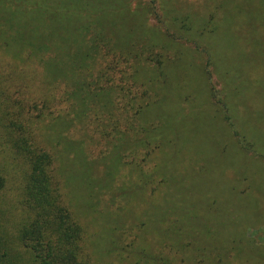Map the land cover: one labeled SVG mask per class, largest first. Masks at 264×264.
<instances>
[{
  "label": "trees",
  "instance_id": "16d2710c",
  "mask_svg": "<svg viewBox=\"0 0 264 264\" xmlns=\"http://www.w3.org/2000/svg\"><path fill=\"white\" fill-rule=\"evenodd\" d=\"M132 1L0 0V264H180L186 244L202 245L209 257L228 233L262 218L238 216L219 240L198 243L195 223L182 221L180 196L200 178L201 205L206 196L212 202L202 188L208 171L201 157L180 167L178 161L191 152L194 145L186 144L196 139V126L226 123L218 154H229L230 144L239 152L236 183L230 159L217 170L232 191L250 188L264 140L241 109L253 102V85L264 96V53L254 60L250 54L264 44V20L250 25L243 14L228 53L217 47L221 12L238 4L210 0L215 13L206 20L177 12L173 27L161 31L148 25L159 0ZM237 50L246 60L248 53L247 74L229 62ZM242 77L252 81L249 89ZM245 165L251 173L241 171ZM14 179L16 196L7 200ZM163 188H174L173 207L157 203ZM79 204L113 223L107 245L92 216L80 220Z\"/></svg>",
  "mask_w": 264,
  "mask_h": 264
},
{
  "label": "rangeland",
  "instance_id": "374dc122",
  "mask_svg": "<svg viewBox=\"0 0 264 264\" xmlns=\"http://www.w3.org/2000/svg\"><path fill=\"white\" fill-rule=\"evenodd\" d=\"M135 1L139 2V0H133L132 2L134 3ZM141 1L148 3V0ZM221 1H226L225 4H227L228 1H230L231 4L234 2L239 6L238 7L232 4L234 6L232 11L226 5L225 10L221 12V32H219L220 39L218 40L217 47L222 51L225 50L226 52L230 53L234 47L232 45L233 42L238 40L240 37L238 36V32L235 31V23L239 21L243 14H246V18L250 25H252V21L256 22L259 20H264V0ZM213 6L214 2L210 0H159V2L156 4V15H153L152 13L148 16V25L157 27L161 31H164L166 27H173V24L171 23L172 21L169 18H172V15L177 12H182L184 14L188 13L195 19L198 17L199 20H206L210 13H215ZM158 19H160V21ZM250 34L254 36V38H257V36H255V31L252 30L249 35ZM238 52L239 50H237V54L235 56L229 59V62L231 63L233 61L235 66L241 70V73L247 74L249 71V66L247 65L249 61L247 56L248 53H246V60L243 57V53L239 55ZM261 53H264L263 43L258 42L254 47H252V49H250V54L253 60L257 59ZM189 59H191V57H189ZM202 59H204V55L202 56ZM255 71L257 70L254 69L253 72ZM195 73V69H190V73L186 78V80L189 82L188 84H191L193 88L198 84V80L195 78ZM242 78V85L248 86L249 89L252 85V81H249V78ZM207 82H210V80H203V83L207 84ZM211 83L212 85L214 83L216 89L219 88L220 82H218L215 78H213ZM257 86L258 84L253 85V102L248 104L245 109H241V111L246 112V114L249 116V119L246 121V126H251L254 135H257L259 138L264 140V131L260 125L263 119L257 117L261 114L259 105L264 103V96H262V94L256 90ZM189 92H192V94L189 95V98L191 100L197 101L198 95L196 92L192 91L191 89H189ZM204 98L206 99L207 103L211 102L209 97ZM202 102H205L203 98H201L199 103ZM202 108H205L206 113H213L212 108L208 107V105L203 104ZM199 124L200 123L197 125ZM206 124L203 126H196V139L193 140L192 143L190 141V144L189 142L186 144L187 146H194L190 147L191 152L187 153V155H184L185 158L178 161V164L180 167L182 165L181 161L183 163L182 166L189 165L194 162L199 163L200 157L202 161H205L203 163H206L205 168L208 171V177L205 185H203L202 188L204 189L205 187H208L210 189L208 193L210 194V199H212V202H210L209 198L206 196V205L204 203L201 205V186L200 178H198L196 183L192 185L193 190H190V195L188 196V193H186L180 196L182 202H186V209H184L185 213L183 215L182 221H187V218H190V220L188 219V222L195 223L199 234V236L196 237V240L198 243L201 242L206 246L219 240L223 232V227L226 224H234L236 220L233 219H237L238 216H241L239 218H243L242 215L248 214V216L251 215L254 217L255 214V216L260 215L262 218L259 220L251 219L250 221L242 224L241 230L228 233L221 242H218V244H215L211 247L212 252L210 251L211 254H209V257L204 255L206 249H204L202 245H199L201 250H198V247L194 248V245L188 249L186 244L184 247L186 248V252L182 253L181 255H177L176 260H178L177 262L180 264H264V156L258 157L261 158L260 161L262 166L259 164L256 165L254 162L251 164V170L256 169L254 170L256 176L252 174L248 178V184L250 185V188L245 193L241 194L236 191H232L231 186L237 181L236 173L240 169L238 165L241 163L240 160L242 158L240 156H236V154L238 155L239 152L236 150L234 144L229 145V154H218V150L222 149L223 147L222 135H225V130L229 129L226 123L223 126V123H217L214 119H212ZM77 136L79 137V135ZM251 156L253 157L252 154ZM228 159L231 160V165H233V184L228 183L229 181L227 180V176L220 174V172L217 170L218 167L221 168V166H224L223 163L227 162ZM254 159L257 158L254 157ZM250 168L248 165H245L242 166L241 171H248L251 173ZM16 175L14 178H16ZM178 177L181 178L182 183L184 178L183 173L180 172ZM14 181L15 184L13 185V189L6 190L7 200H10L13 196H16V189L14 188L18 185L19 180L14 179ZM174 184L175 182H172L170 184L171 187ZM9 187L11 188V185H9ZM166 189L167 188H163L161 193L162 196L158 197L157 200V203L162 208L170 205L166 202H170L171 207H173L171 196L169 194L171 190H174V188H170L168 190L169 193H166ZM188 201L190 205L188 204ZM77 210L79 212L81 221L87 220V222H90L92 216V219L96 223L97 227L102 229V234L98 239L102 240L105 245H107V241L109 240V231L107 229L108 226L110 227L113 225V223L109 221V218H105L103 215L89 209L86 210L80 204L77 205ZM251 225L258 227L259 229L247 227ZM176 246H179V244H176Z\"/></svg>",
  "mask_w": 264,
  "mask_h": 264
}]
</instances>
